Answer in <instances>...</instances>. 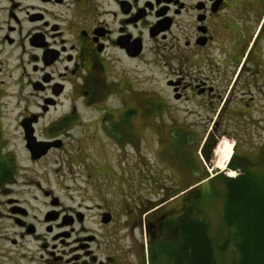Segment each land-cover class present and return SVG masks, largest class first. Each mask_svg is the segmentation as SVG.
Returning <instances> with one entry per match:
<instances>
[{
  "label": "flooded vegetation",
  "instance_id": "af4514ba",
  "mask_svg": "<svg viewBox=\"0 0 264 264\" xmlns=\"http://www.w3.org/2000/svg\"><path fill=\"white\" fill-rule=\"evenodd\" d=\"M146 55L160 64L163 98L136 89V62L149 66ZM152 100L161 108L154 117L172 118L171 100L191 104L184 111L191 128L162 123V132L190 137L209 165L207 153L231 142L226 168L238 175L243 138L264 135V0H0V204L19 229V260L185 264L190 243L195 255L196 185L226 170L153 197L134 192L132 207L116 209L96 201L107 194L93 189L92 175L74 188L62 176L25 175L46 160L74 181L69 166L89 153L88 142L97 141L102 154L110 146L102 135L125 147L135 137V120L152 130L145 123L153 119ZM142 105L145 117L138 115ZM4 117L14 122L11 129ZM7 131L17 135L16 150L3 137ZM191 161L184 164L193 180Z\"/></svg>",
  "mask_w": 264,
  "mask_h": 264
},
{
  "label": "rangeland",
  "instance_id": "374dc122",
  "mask_svg": "<svg viewBox=\"0 0 264 264\" xmlns=\"http://www.w3.org/2000/svg\"><path fill=\"white\" fill-rule=\"evenodd\" d=\"M147 58L151 59L149 66L145 65L144 61L136 62V89L141 91L146 90L147 94L163 98L166 92L164 90V76L160 71V64L154 55H146L145 59ZM168 95L170 97V94ZM168 103L169 112L171 116L173 115L172 118H170L169 113L163 117H154L160 115L161 108L152 100L148 105L147 111H149L153 119L146 120L145 106H141L142 114L139 113L138 115L145 117V123L151 122L150 126L152 130L149 131L146 124L144 127H141L139 125L140 119L135 120V137L125 147H121L115 140L110 141L106 135H102L105 145L109 143L108 146H110L108 150L102 151V154H99V152L95 151L96 147L93 143L97 141L88 142L89 153L82 154L85 155L84 157L80 154L77 159L78 161H73L72 167L69 166L71 174L76 177L74 180L76 182L70 181L67 178L69 173L64 172L63 169L61 170L58 164H56V168H59L60 172H56L53 168L55 165L52 162L46 163V160L39 165L30 166V170L25 175L29 177L46 175L50 181H53L55 177L62 176L65 178V183L73 188L75 185L77 187L83 185L86 175H92L94 176L93 179L91 178L94 183L93 189L101 191L99 194H107L104 196L100 195L102 199H96V201L101 204L106 202L112 209H116L125 204L132 207L134 200L131 198V194L134 192L141 197H153L150 193L161 190L169 192L177 191L180 188L184 189L195 184L198 179L201 180L206 173L213 174L214 171H219L217 165L222 161V151L228 145L232 148V143L222 140L212 151L206 152L212 160V165H209V162L205 159V155L202 154L201 157L203 158L198 156L199 151H197L195 144L191 143V140L189 141L190 137L187 138L184 135L183 138L176 140L173 136L175 134L173 132L175 131L162 132V123H165L168 129L178 127L179 124L192 127L194 123L193 118L184 113V111L192 109L191 104L176 103L172 100ZM138 111L136 108V115ZM4 118L6 127L11 129L14 122L10 117ZM3 137L7 140L11 149L16 150L18 148L19 140L17 139V135L7 131ZM181 139L185 141L184 147H187V151L183 150ZM171 141L177 142L179 146L177 150L175 147L170 146ZM242 145L236 151V156L240 159L241 164L256 170L262 167L264 165V135L244 137ZM251 147H259L261 151L251 149ZM90 153H92V156ZM232 155H234V150ZM91 157L96 162L91 161ZM83 158L87 159V162L82 164ZM187 158L195 160V162L191 161V163L195 165L198 173L196 172L195 179L193 180H191V175L188 173L191 172V169L188 170L184 164ZM21 159L24 160V158ZM97 163L103 166L96 167ZM224 173L225 177H229L226 176L228 175L227 171ZM234 173L237 175L236 172ZM173 175H175V180ZM171 178L173 179L171 180ZM220 180L216 179L212 183L208 180L202 181L196 185L202 192H206L200 203V221L207 224L208 235L213 242L216 252L217 264H232L236 258V254L234 242L230 239L231 235H229V231L222 219L224 188ZM15 189L18 191L19 185ZM115 192L119 193V196L114 195ZM17 196L19 197V194ZM0 201L3 202V199ZM5 211L4 206L0 204V264H26L25 261L19 260V237L17 236L19 229L10 219L5 217L7 213ZM14 239L16 241L15 244L12 243ZM36 255L38 256L39 253H36Z\"/></svg>",
  "mask_w": 264,
  "mask_h": 264
},
{
  "label": "trees",
  "instance_id": "16d2710c",
  "mask_svg": "<svg viewBox=\"0 0 264 264\" xmlns=\"http://www.w3.org/2000/svg\"><path fill=\"white\" fill-rule=\"evenodd\" d=\"M173 136L176 140L183 138L177 134ZM170 146L176 150L179 148L176 141H171ZM242 167L234 178H218L224 188L222 219L234 242L236 254L232 264H264V165L257 170L247 165ZM231 168L234 170L235 167ZM199 190L202 200L206 192ZM188 247L184 252L187 258L185 264H217L216 252L205 222L200 221L198 225L194 256L192 244Z\"/></svg>",
  "mask_w": 264,
  "mask_h": 264
},
{
  "label": "bare ground",
  "instance_id": "6f19581e",
  "mask_svg": "<svg viewBox=\"0 0 264 264\" xmlns=\"http://www.w3.org/2000/svg\"><path fill=\"white\" fill-rule=\"evenodd\" d=\"M219 147V146H218ZM217 149V148H216ZM215 153H216V150H215ZM222 156H221V162L219 163V165H217V167L221 170H226V164L227 162L229 161L230 157H231V154L233 153V149L231 148V146H225L223 151H222ZM219 162V161H218ZM228 175L230 177H233L235 175L234 171H228Z\"/></svg>",
  "mask_w": 264,
  "mask_h": 264
},
{
  "label": "water",
  "instance_id": "95a60500",
  "mask_svg": "<svg viewBox=\"0 0 264 264\" xmlns=\"http://www.w3.org/2000/svg\"><path fill=\"white\" fill-rule=\"evenodd\" d=\"M44 152V151H43ZM42 154V152H40L38 155H41Z\"/></svg>",
  "mask_w": 264,
  "mask_h": 264
}]
</instances>
